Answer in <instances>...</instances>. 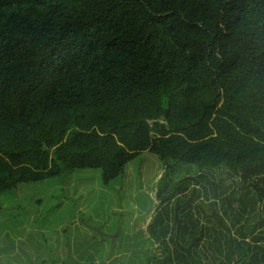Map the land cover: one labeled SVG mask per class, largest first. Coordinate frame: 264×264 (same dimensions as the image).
I'll list each match as a JSON object with an SVG mask.
<instances>
[{
	"label": "trees",
	"instance_id": "trees-1",
	"mask_svg": "<svg viewBox=\"0 0 264 264\" xmlns=\"http://www.w3.org/2000/svg\"><path fill=\"white\" fill-rule=\"evenodd\" d=\"M144 151L264 201V0H0V193ZM205 218L149 264H264L257 224Z\"/></svg>",
	"mask_w": 264,
	"mask_h": 264
},
{
	"label": "rangeland",
	"instance_id": "rangeland-1",
	"mask_svg": "<svg viewBox=\"0 0 264 264\" xmlns=\"http://www.w3.org/2000/svg\"><path fill=\"white\" fill-rule=\"evenodd\" d=\"M218 210L235 237L264 230V201L233 172L144 151L108 185L79 169L0 193V264H149L171 236L210 233Z\"/></svg>",
	"mask_w": 264,
	"mask_h": 264
},
{
	"label": "water",
	"instance_id": "water-1",
	"mask_svg": "<svg viewBox=\"0 0 264 264\" xmlns=\"http://www.w3.org/2000/svg\"><path fill=\"white\" fill-rule=\"evenodd\" d=\"M247 258H245L242 262L238 263V264H245L247 262Z\"/></svg>",
	"mask_w": 264,
	"mask_h": 264
}]
</instances>
